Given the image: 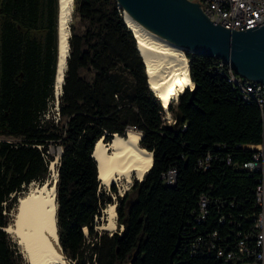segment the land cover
<instances>
[{
  "label": "trees",
  "instance_id": "trees-1",
  "mask_svg": "<svg viewBox=\"0 0 264 264\" xmlns=\"http://www.w3.org/2000/svg\"><path fill=\"white\" fill-rule=\"evenodd\" d=\"M59 5L0 0V264H26L6 231L9 213L31 182L45 183L53 143L63 151L59 241L74 264H169L178 243L175 264L253 260L261 175L244 164L253 158L248 145L264 142L257 101L229 81L221 60L189 52L196 91L186 88L176 106L169 102L175 120L169 125L117 0H75L60 118H43L55 98ZM130 129L142 134L153 165L119 195L115 184L108 191L99 180L93 152L99 139L110 142ZM169 171L176 172L173 186L163 177ZM114 194L119 230L110 233L97 226ZM241 239L250 254L236 261L218 257L219 250L237 251Z\"/></svg>",
  "mask_w": 264,
  "mask_h": 264
},
{
  "label": "bare ground",
  "instance_id": "bare-ground-1",
  "mask_svg": "<svg viewBox=\"0 0 264 264\" xmlns=\"http://www.w3.org/2000/svg\"><path fill=\"white\" fill-rule=\"evenodd\" d=\"M59 2L60 55L54 85L56 97L62 93L67 69L73 12V0ZM123 14L136 36L150 88L168 107L169 102L186 87H194L185 48L148 30L127 10L124 9ZM141 139L140 132L130 130L125 136L116 134L110 142H105L103 138L98 140L93 156L103 185L110 186L121 178H125L128 185L133 177L143 179L153 165V153L141 146ZM57 179L56 169L51 180L43 184L31 182L18 197L14 222L7 227L30 264H70L59 241ZM104 213L103 224L98 228L114 231L118 226L116 203H109Z\"/></svg>",
  "mask_w": 264,
  "mask_h": 264
},
{
  "label": "water",
  "instance_id": "water-1",
  "mask_svg": "<svg viewBox=\"0 0 264 264\" xmlns=\"http://www.w3.org/2000/svg\"><path fill=\"white\" fill-rule=\"evenodd\" d=\"M117 2L145 28L183 46L186 53L217 58L229 65L237 75L264 83V25L240 31L216 25L203 12L199 3L190 0H117ZM189 90L195 93L196 85ZM57 98L59 101V97ZM121 229H124V224ZM178 245L179 243L171 254L169 264H175L173 256Z\"/></svg>",
  "mask_w": 264,
  "mask_h": 264
},
{
  "label": "built area",
  "instance_id": "built-area-1",
  "mask_svg": "<svg viewBox=\"0 0 264 264\" xmlns=\"http://www.w3.org/2000/svg\"><path fill=\"white\" fill-rule=\"evenodd\" d=\"M199 3L203 12L216 25H221L233 30H247L264 25V0H190ZM223 62V61H222ZM223 64H225L223 62ZM227 65V64H225ZM228 66L229 81L235 87L241 89L244 97L247 100L254 98L259 104L264 115V83L251 81L237 75L235 71ZM55 119L60 118L59 101H57ZM45 115V113H44ZM175 120L170 123L174 124ZM253 150V158L251 161L244 164V168L259 173L258 187L256 190V201L260 207L256 220L257 235L256 246L257 250L254 252V259L243 261L242 264H264V142L260 144L248 145ZM169 186H173L176 181V172L169 171L164 174ZM134 182H130L127 186L129 189ZM126 191V188H125ZM123 195V194H121ZM202 210L205 211L207 207V200L202 199ZM251 250L246 242V239H241L237 245V251L219 250L218 257H224L227 261H236L242 259L244 254H250Z\"/></svg>",
  "mask_w": 264,
  "mask_h": 264
},
{
  "label": "rangeland",
  "instance_id": "rangeland-1",
  "mask_svg": "<svg viewBox=\"0 0 264 264\" xmlns=\"http://www.w3.org/2000/svg\"><path fill=\"white\" fill-rule=\"evenodd\" d=\"M74 1L75 0H73V11H74ZM72 22H74V19H73V12H72V21H71V23ZM71 23H70V25H71ZM75 23H76V25H77V27L79 28V30H83V25L80 23V20L79 19H77L76 21H75ZM70 30H71V26H70ZM70 51V50H69ZM186 53V52H185ZM186 88H188V89H190L189 87H186ZM185 88V89H186ZM185 91V90H184ZM183 91V92H184ZM182 92V93H183ZM181 94V93H180ZM178 100H179V96L176 98V99H173L171 102L176 106L177 105V103H178ZM57 101H58V98L55 96V98L52 100H50V102H49V107H48V110L45 112V115L43 116V118H55V115H56V109H55V106H56V103H57ZM165 120H166V122L170 125V123L171 122H173L174 121V116H173V114H172V112L167 108L166 109V113H165ZM130 130H132V129H130ZM130 130H128V131H130ZM133 131H138V130H135V129H133ZM138 132H140V131H138ZM1 138L2 139H7V140H10V141H14V142H18V141H20L21 139L20 138H17V137H13V136H1ZM50 154H52L53 156H54V159L51 161V163H50V174H49V176H48V178L45 180V182L47 181V180H51L52 179V175H53V172H54V170H56L57 169V172H58V165H59V163H60V159H61V154H62V148L60 147V146H58V145H56V144H51L50 145ZM55 167V168H54ZM135 179H138V178H135V177H133L132 178V182H134V180ZM34 182H36V183H38V184H40L39 182H37V181H34ZM112 184H115L116 186H117V188H118V194L119 195H121V194H124L128 189H127V187H126V185L128 186V184H127V181L125 180V178H121V179H118L117 181H115V183L113 182ZM122 184H124V185H122ZM106 188H107V190L108 191H110L111 189V185L110 186H106V185H104ZM27 188V187H26ZM125 188H126V191H125ZM15 196V194H13L12 195V198ZM20 196V195H19ZM113 199H114V203H117V195H113ZM17 200H18V198H17ZM10 201V199L8 200V202ZM17 204V203H16ZM16 204L14 205V207H13V209L11 210V212L9 213V215H10V217H11V222H10V224L11 223H13L14 222V219H15V215H14V212H15V209H16ZM117 206V205H116ZM102 222H101V224H99V225H102L103 224V221H104V217H102V219H100ZM98 221V220H97ZM117 221H118V216H117ZM9 224V225H10ZM8 225V226H9ZM98 225V226H99ZM98 226H97V228H98ZM122 228V227H121ZM99 230H105V229H101V228H98ZM117 230H119V226H117V228L114 230V231H109V230H107V231H109L110 233H113V232H115V231H117ZM85 232L87 233V230L85 229ZM9 233V232H8ZM10 234V236L12 237V240L14 241V242H16V244L19 246V244H18V242H17V240H16V238L11 234V233H9ZM19 248H20V246H19ZM20 250H21V248H20ZM21 252H22V250H21ZM22 254H23V252H22ZM23 257L25 258V260H26V264H30L29 263V261H28V259L25 257V255L23 254ZM67 258V257H66ZM68 260V259H67ZM69 261V263L70 264H74V262H71L70 260H68Z\"/></svg>",
  "mask_w": 264,
  "mask_h": 264
}]
</instances>
